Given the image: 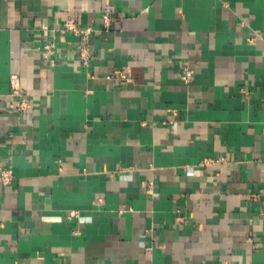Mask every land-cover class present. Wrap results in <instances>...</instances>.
<instances>
[{"label": "crops", "instance_id": "0c3cea01", "mask_svg": "<svg viewBox=\"0 0 264 264\" xmlns=\"http://www.w3.org/2000/svg\"><path fill=\"white\" fill-rule=\"evenodd\" d=\"M5 169L0 264H264V0H0Z\"/></svg>", "mask_w": 264, "mask_h": 264}, {"label": "built area", "instance_id": "2783aa9c", "mask_svg": "<svg viewBox=\"0 0 264 264\" xmlns=\"http://www.w3.org/2000/svg\"><path fill=\"white\" fill-rule=\"evenodd\" d=\"M115 21V16L113 12L110 9H107L102 13L101 16V23L102 26L105 29H109L112 26V23ZM96 32L94 27L87 25L86 27L82 25L80 21L75 19L74 17H68L65 20L64 26L60 30L61 39L64 41L65 36L67 34H73L75 37H77L81 42V48L78 50V57L80 62L84 66H88L92 52L90 48V40L93 34ZM57 49L58 46L55 42V40H44L43 45L41 46V51L43 55V59L45 62H49L51 59L54 58V56L57 55ZM186 80L187 82L191 80L192 78V72L190 70H185ZM11 92L13 97H21V90H20V81L17 76L11 77ZM10 107L17 112H26L30 109V103L26 99V97H23L20 102L18 103H12ZM225 162V159H212L208 158L205 159L202 164L204 166H213V165H219ZM15 175L12 171V169H5L2 170L0 173V180L5 185H9L14 180ZM151 249H148V252H150Z\"/></svg>", "mask_w": 264, "mask_h": 264}]
</instances>
